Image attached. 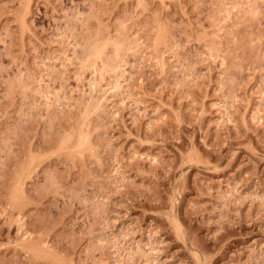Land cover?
<instances>
[{
    "label": "rangeland",
    "instance_id": "1",
    "mask_svg": "<svg viewBox=\"0 0 264 264\" xmlns=\"http://www.w3.org/2000/svg\"><path fill=\"white\" fill-rule=\"evenodd\" d=\"M0 264H264V0H0Z\"/></svg>",
    "mask_w": 264,
    "mask_h": 264
}]
</instances>
